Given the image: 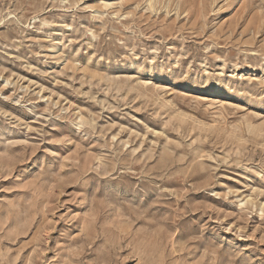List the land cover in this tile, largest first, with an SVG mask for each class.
<instances>
[{
  "label": "rangeland",
  "instance_id": "1",
  "mask_svg": "<svg viewBox=\"0 0 264 264\" xmlns=\"http://www.w3.org/2000/svg\"><path fill=\"white\" fill-rule=\"evenodd\" d=\"M0 264H264V0H0Z\"/></svg>",
  "mask_w": 264,
  "mask_h": 264
}]
</instances>
